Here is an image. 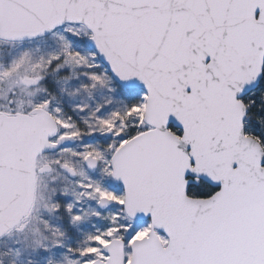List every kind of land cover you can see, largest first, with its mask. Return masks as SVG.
<instances>
[{
  "label": "snow or ice",
  "instance_id": "6c2138e0",
  "mask_svg": "<svg viewBox=\"0 0 264 264\" xmlns=\"http://www.w3.org/2000/svg\"><path fill=\"white\" fill-rule=\"evenodd\" d=\"M0 264H264V0H0Z\"/></svg>",
  "mask_w": 264,
  "mask_h": 264
}]
</instances>
